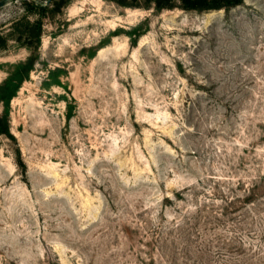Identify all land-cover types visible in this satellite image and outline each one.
<instances>
[{
    "label": "rangeland",
    "instance_id": "rangeland-1",
    "mask_svg": "<svg viewBox=\"0 0 264 264\" xmlns=\"http://www.w3.org/2000/svg\"><path fill=\"white\" fill-rule=\"evenodd\" d=\"M34 1L0 9V84L34 62L0 136V264H264V0Z\"/></svg>",
    "mask_w": 264,
    "mask_h": 264
},
{
    "label": "trees",
    "instance_id": "trees-1",
    "mask_svg": "<svg viewBox=\"0 0 264 264\" xmlns=\"http://www.w3.org/2000/svg\"><path fill=\"white\" fill-rule=\"evenodd\" d=\"M116 4L124 7H139V0H110ZM181 2L182 8L189 11H214L226 9L233 5L236 0H149L154 4L159 11L172 10L176 7L177 2ZM49 4L53 5V11H59L64 4V1L59 2L55 0H46L44 2L34 1L30 5V10H36L35 14L39 16H45L48 10ZM21 23H19L20 26ZM23 30L18 29L17 40L22 41L25 36V41L30 45L33 44V40L40 41L43 31L42 19L39 18L33 23L28 22L22 26ZM0 49L6 47V38L0 37ZM34 62L32 59L25 63L17 64L9 76L0 84V105L3 106V112L0 113V136H3L10 140H16L11 132V121L9 115V108L12 99L16 96L23 83L29 78L30 72L33 70ZM16 162L18 167L22 170L23 174H26L27 168L24 163L21 151H16Z\"/></svg>",
    "mask_w": 264,
    "mask_h": 264
},
{
    "label": "water",
    "instance_id": "water-1",
    "mask_svg": "<svg viewBox=\"0 0 264 264\" xmlns=\"http://www.w3.org/2000/svg\"><path fill=\"white\" fill-rule=\"evenodd\" d=\"M9 2H10V0H1L0 1V9L5 7Z\"/></svg>",
    "mask_w": 264,
    "mask_h": 264
}]
</instances>
